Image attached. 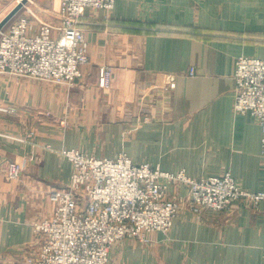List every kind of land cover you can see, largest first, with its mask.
<instances>
[{"label": "crops", "instance_id": "0c3cea01", "mask_svg": "<svg viewBox=\"0 0 264 264\" xmlns=\"http://www.w3.org/2000/svg\"><path fill=\"white\" fill-rule=\"evenodd\" d=\"M14 3L0 0V21ZM81 26L89 62L74 86L0 73V264L37 247L49 193L70 180L62 149L125 153L195 179L230 172L264 191L262 126L234 110L237 58H264V0H117L85 8ZM10 161L23 164L18 179L7 178ZM108 264H264V200L200 214L185 206L149 243L117 241Z\"/></svg>", "mask_w": 264, "mask_h": 264}, {"label": "built area", "instance_id": "2783aa9c", "mask_svg": "<svg viewBox=\"0 0 264 264\" xmlns=\"http://www.w3.org/2000/svg\"><path fill=\"white\" fill-rule=\"evenodd\" d=\"M116 2L61 0V25L41 22L36 27L25 16L11 20L0 31V72L74 85L89 60L80 27L85 8L113 10ZM112 78L106 68L100 86L109 88ZM235 79L234 110L253 114L264 132V58L239 56ZM61 154L71 162L70 180L49 193L53 212L34 224L41 239L16 264H108L117 241L149 243L154 232H170L185 206L200 214L264 200V191L243 188L230 172L195 179L185 170L164 171L125 153L97 157L73 148ZM22 170L21 162H8L7 178L18 179ZM172 184L186 186L187 193L170 197Z\"/></svg>", "mask_w": 264, "mask_h": 264}, {"label": "rangeland", "instance_id": "374dc122", "mask_svg": "<svg viewBox=\"0 0 264 264\" xmlns=\"http://www.w3.org/2000/svg\"><path fill=\"white\" fill-rule=\"evenodd\" d=\"M13 1L15 2L14 4H17V0H13ZM57 1L59 2L58 8H57V5H56L57 4L56 3ZM60 7H61V0H29L28 3L23 6V8L20 10V12L13 19L19 18L21 16H25V17L28 18V20H29V22L31 24H33L36 27H38L41 22H48V23L54 24L55 22H53V20H54L55 17H57L58 20H59L57 24L58 25H61L62 22H61L60 17H59ZM50 8L51 9H53V8L56 9L57 8V11L55 12V14L50 11ZM56 14H58V15H56ZM82 18H83V16H82ZM82 18H81L80 27H82L81 26V24H82ZM88 57H89V55H88ZM88 62H89V60H88ZM87 63H85V64H87ZM82 66H81V73L83 75ZM108 68H110V67H108ZM105 69H104V71H105ZM110 69L112 70V68H110ZM0 73H2V72H0ZM19 77H21V76H19ZM29 78H33V77H29ZM44 81H46V80H44ZM77 81H78V79L75 81V84H76ZM48 82H50V81H48ZM99 82H100V78H99ZM57 84H60V83H57ZM65 85H69V84H65ZM74 85H69V86H74ZM4 109H5V111H8V112L11 111L8 108H4Z\"/></svg>", "mask_w": 264, "mask_h": 264}, {"label": "water", "instance_id": "95a60500", "mask_svg": "<svg viewBox=\"0 0 264 264\" xmlns=\"http://www.w3.org/2000/svg\"><path fill=\"white\" fill-rule=\"evenodd\" d=\"M29 0H21L17 3L12 10L0 21V31L11 21L13 18L20 12L25 4L28 3Z\"/></svg>", "mask_w": 264, "mask_h": 264}, {"label": "bare ground", "instance_id": "6f19581e", "mask_svg": "<svg viewBox=\"0 0 264 264\" xmlns=\"http://www.w3.org/2000/svg\"><path fill=\"white\" fill-rule=\"evenodd\" d=\"M21 0H17V3H19Z\"/></svg>", "mask_w": 264, "mask_h": 264}]
</instances>
